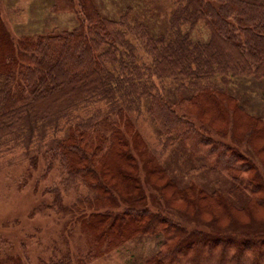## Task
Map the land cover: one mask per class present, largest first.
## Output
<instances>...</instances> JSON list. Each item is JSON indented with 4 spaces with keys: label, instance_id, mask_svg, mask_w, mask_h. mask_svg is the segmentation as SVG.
<instances>
[{
    "label": "trees",
    "instance_id": "obj_1",
    "mask_svg": "<svg viewBox=\"0 0 264 264\" xmlns=\"http://www.w3.org/2000/svg\"><path fill=\"white\" fill-rule=\"evenodd\" d=\"M176 3L168 32L162 34L153 33L144 22L132 25L131 7L115 20L104 16L93 0H78L77 28L50 35L17 38L0 14V149L17 141L29 148L51 131L42 151L48 169L55 163L63 168L68 191L75 184L88 189V196L80 197L70 210L88 219L84 225L99 245L105 244L100 245L104 252L138 235L162 234L164 241L147 264H264V231L250 235L247 227L262 225L254 205H264V186L248 157L221 140L231 134L236 139L238 133L233 141L247 137L250 148L264 154V125L249 118L239 101L224 90L236 76L264 80V0ZM76 4L56 0L55 13H76ZM200 23L209 30L207 41L193 38ZM129 36L149 56L150 65L137 63V45ZM217 76L222 85L213 82ZM165 80L186 95L168 99L161 86ZM144 102L145 112L165 137L164 151L183 142L193 155L204 156L247 192L249 204L242 211L248 222L238 220V211L220 192L209 195L191 185L179 188L168 179L131 115ZM97 104L105 110L72 120L77 111ZM232 111L235 126L229 123ZM67 121V136L56 137ZM38 161V155L32 157L31 166L36 168ZM140 164L172 210L192 216L188 218L204 223L209 231L198 232L187 223L162 217V208L149 209L137 177ZM54 194L59 203L61 196ZM118 200L125 203L122 211H104ZM206 201L213 205L205 207ZM222 213L235 224L236 234L222 232L229 224L213 235V222L220 223ZM242 230L247 231L245 236L237 233ZM10 259L12 264H22ZM90 259V255L78 259L67 252L41 264H87Z\"/></svg>",
    "mask_w": 264,
    "mask_h": 264
},
{
    "label": "rangeland",
    "instance_id": "obj_2",
    "mask_svg": "<svg viewBox=\"0 0 264 264\" xmlns=\"http://www.w3.org/2000/svg\"><path fill=\"white\" fill-rule=\"evenodd\" d=\"M75 2L79 13H55L56 0H0V14L10 33L17 38L36 34L50 35L72 31L79 26L81 12L78 0ZM93 4L104 16L115 20H118L126 13L127 8L131 7L132 16L129 22L132 25L135 22L147 23L155 34L168 32L171 15L178 7L176 0H93ZM183 30L186 31L187 28L183 27ZM193 38L195 41L209 39V30L203 23L197 26ZM130 39L137 45V63L150 65L149 56L136 40L132 37ZM231 79L232 82L224 90L239 101L249 118L258 119L264 125V80L251 76H236ZM214 81L222 85L219 76L215 77ZM161 86L168 99L172 101L186 95L178 93L177 85L170 80H165ZM145 108L146 102L140 104L131 115L135 127L149 145V150L160 159L168 179L179 188L191 185L197 191H205L209 195L215 191L220 192L223 198L236 209V212L238 211L236 213L238 220L248 222L247 214L242 211L249 204L250 197L247 192L237 188L204 156L193 155L183 142H178L164 151L165 137L159 133L145 112ZM100 109L105 110V107L97 104L86 111H77L71 118L76 121V117H85ZM230 121L229 123L235 126L233 111ZM62 125L64 128L56 137L67 136L68 121L63 122ZM51 133L49 131L45 140L34 141L29 148L17 141L0 149V264H12L10 258L19 259L22 264H41L43 261L59 258L67 252L78 259L92 256V259L86 262L87 264H147V261L159 251L164 241L162 234L138 235L126 244L104 252L102 248L105 244H100L103 246L100 247L95 234L87 227V223L84 225L88 219L82 218L84 216L81 212L70 210L80 197H87L89 192L81 184H75L76 187L68 191L64 181L65 173L59 164L55 163L52 169H48V161L45 156L43 157L42 151H45L44 147L50 141ZM238 136L237 133L236 139ZM232 138L235 139L231 134L221 140L225 144L228 143L240 149L248 157L256 168L259 184L264 186V154H258L250 148L249 138L238 139L240 141L237 143L236 139L233 141ZM257 143H261V139ZM37 155L39 161L34 168L31 166V158ZM137 177L140 178L149 209L158 212L162 208V211H159L162 217L187 223L192 230L198 232L209 231V228L203 225L204 223L198 220L191 221L192 216L188 218L184 215V217L165 203L158 188L153 186L155 181L149 180L148 172L143 164L139 166ZM54 192H58L61 196L59 203ZM203 205L210 207L213 203L206 201ZM124 206L125 203L118 200L115 206L110 204V208L104 211L117 213L122 211ZM254 208L262 225L247 226L252 233L250 235H253L256 230L264 231V205L261 207L254 205ZM87 213L90 215L92 211L89 209ZM222 214H220V223L213 222V235L220 230L221 225L230 224L229 217ZM214 216L215 214L213 220ZM230 225V228H222L225 230L222 231L224 234H236L232 232L233 227L236 228L233 226L235 224ZM237 233L245 236L247 231L245 230L242 234ZM101 251L103 253H99Z\"/></svg>",
    "mask_w": 264,
    "mask_h": 264
}]
</instances>
